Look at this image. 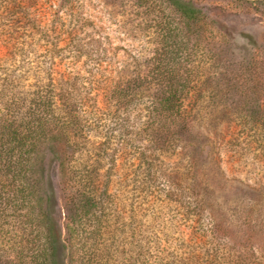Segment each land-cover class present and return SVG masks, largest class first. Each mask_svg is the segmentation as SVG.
Listing matches in <instances>:
<instances>
[{
  "label": "rangeland",
  "instance_id": "1",
  "mask_svg": "<svg viewBox=\"0 0 264 264\" xmlns=\"http://www.w3.org/2000/svg\"><path fill=\"white\" fill-rule=\"evenodd\" d=\"M32 117L0 264H264V0H0V119Z\"/></svg>",
  "mask_w": 264,
  "mask_h": 264
},
{
  "label": "trees",
  "instance_id": "2",
  "mask_svg": "<svg viewBox=\"0 0 264 264\" xmlns=\"http://www.w3.org/2000/svg\"><path fill=\"white\" fill-rule=\"evenodd\" d=\"M138 82H140V79L137 78V79H133V83L131 81V85L132 86H135ZM44 126H45V123L43 120L41 119H37L35 117H32L30 118L26 124L24 125H18L17 128L14 126V125H10L9 124V121L7 119H0V132L1 130H4V133L3 135H6V134H12V132H15L14 130H17V129H22L24 131V138H23V142L25 143L24 145L27 146L28 144H33L34 140L36 137H38L39 135H41V132L44 130ZM6 130V131H5ZM94 196L91 195L90 196V200L86 201L85 203L87 204H83L81 205L83 208L84 211L90 213L91 212V209H92V199ZM49 243L46 241L45 244H41V242L39 243L38 247L36 248L35 250V253H34V259H35V262L34 264H49Z\"/></svg>",
  "mask_w": 264,
  "mask_h": 264
}]
</instances>
